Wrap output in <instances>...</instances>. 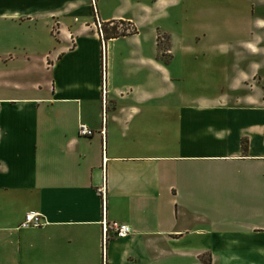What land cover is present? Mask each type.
<instances>
[{
    "label": "crops",
    "instance_id": "crops-1",
    "mask_svg": "<svg viewBox=\"0 0 264 264\" xmlns=\"http://www.w3.org/2000/svg\"><path fill=\"white\" fill-rule=\"evenodd\" d=\"M202 6L0 0V264H264V17Z\"/></svg>",
    "mask_w": 264,
    "mask_h": 264
},
{
    "label": "rangeland",
    "instance_id": "rangeland-1",
    "mask_svg": "<svg viewBox=\"0 0 264 264\" xmlns=\"http://www.w3.org/2000/svg\"><path fill=\"white\" fill-rule=\"evenodd\" d=\"M191 1V0H190ZM261 1V0H260ZM262 2V1H261ZM224 3V4H223ZM226 3H232L233 7L231 8L232 11V17L230 20H225L224 22H217V26H222V29L225 27L226 30H230L233 32L232 37L238 38V37H246L250 33L248 31V22L244 20V18H240L237 15V13L241 12L243 14V11H247L249 14L252 12L253 15H263L264 17V0L262 2L263 5L260 3L251 5V0H198V4H200L201 7H205L202 5H208L211 8L218 7L215 9L216 14H220L223 9L220 8L223 7L222 5H226ZM226 12H230V10H227ZM205 9H203L204 11ZM234 59V58H233Z\"/></svg>",
    "mask_w": 264,
    "mask_h": 264
},
{
    "label": "built area",
    "instance_id": "built-area-1",
    "mask_svg": "<svg viewBox=\"0 0 264 264\" xmlns=\"http://www.w3.org/2000/svg\"><path fill=\"white\" fill-rule=\"evenodd\" d=\"M94 3V0H91ZM98 27H101V24L98 23ZM102 33V31L99 29ZM94 131L89 128L86 124L80 123L78 126V135L80 136H91ZM103 193L102 188H100ZM45 223L42 214L39 212L29 211L25 214L23 221L21 222V227H38ZM103 226V243L106 244L108 238V232L112 231L118 237H124L131 232V227L128 223L120 222V221H110L106 222V220L102 221Z\"/></svg>",
    "mask_w": 264,
    "mask_h": 264
},
{
    "label": "trees",
    "instance_id": "trees-1",
    "mask_svg": "<svg viewBox=\"0 0 264 264\" xmlns=\"http://www.w3.org/2000/svg\"><path fill=\"white\" fill-rule=\"evenodd\" d=\"M119 23L120 26L118 28L116 23L112 26H110L109 28L106 27V25L104 27H100V30L104 31L105 34H110V35H120V34H126V33H135L136 32V27L134 25H131L129 22H124V21H120ZM127 23V24H126ZM206 264H209V261L206 260L205 261Z\"/></svg>",
    "mask_w": 264,
    "mask_h": 264
}]
</instances>
